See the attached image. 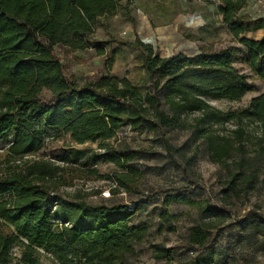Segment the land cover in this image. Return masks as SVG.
Segmentation results:
<instances>
[{
	"label": "trees",
	"instance_id": "16d2710c",
	"mask_svg": "<svg viewBox=\"0 0 264 264\" xmlns=\"http://www.w3.org/2000/svg\"><path fill=\"white\" fill-rule=\"evenodd\" d=\"M123 2L126 10L132 0H0V142H7L0 149V264H36L40 251L58 264H126L135 255L133 244L142 241L144 227L129 219L141 201L92 203L83 190H61L74 179L96 178L107 181L114 195L130 192L144 179L145 171L135 165L141 151L109 143L122 128L155 134L177 167H184L177 160L181 146H173L164 130L188 131L195 147L204 141L208 159L227 170L228 189L236 187L246 165L240 158L233 171L227 161L247 153L245 132L237 128L228 136L215 127L255 122L262 126L258 140H264V92L237 110L210 103L238 101L254 90L253 79L264 83V16L242 13L247 0H218L221 22L235 45L161 57L138 37L124 42L141 56L150 84L145 92L125 76L105 73L79 83L68 73L56 47L68 52L93 47L96 55H105L107 43L92 34ZM257 31V39L244 36ZM66 135L76 144L97 142L98 150L69 146L56 160L27 157ZM195 155L196 149L189 157ZM108 162L115 169L101 174L97 164ZM163 203H183L205 215L213 209L206 197L178 192L165 195ZM208 236L200 225L192 226L187 256L174 262L169 248H151L164 264H213Z\"/></svg>",
	"mask_w": 264,
	"mask_h": 264
},
{
	"label": "rangeland",
	"instance_id": "374dc122",
	"mask_svg": "<svg viewBox=\"0 0 264 264\" xmlns=\"http://www.w3.org/2000/svg\"><path fill=\"white\" fill-rule=\"evenodd\" d=\"M124 2L112 17L99 22L102 27L97 38L106 42L107 57H96L86 52H68L56 47L66 71L78 81L93 79L108 73L117 77H127L141 92L150 84L142 67L139 52L124 42L135 37L143 43L151 44L164 57L177 52L187 55L201 48L218 50L227 45L237 44L226 30L218 14V0H132L124 10ZM251 17L264 16V0H247L241 11ZM247 38L260 37L259 32L245 34ZM241 72L252 78L250 71L235 63ZM255 88L238 101L214 99L210 103L227 111L237 110L249 102L250 98L264 92V83L253 79ZM192 117H188L190 121ZM241 124V125H240ZM241 128L245 132V155L233 154L227 161L233 171L237 170L236 160L243 158L246 165L236 187L228 189L227 170L219 163L208 159L204 141L199 140L197 148L186 130H164V135L173 146H181L177 160L184 167L168 162L163 145L156 135L147 131H131L122 128L109 140L110 144L127 145L141 151L135 165L145 171V177L130 192H119L103 197L102 191L109 190V183L96 178L74 179L70 185L61 187L63 192L73 194L83 190L86 201L98 203L103 200L121 202L127 205L141 201L130 224L144 227L141 242L134 243L135 255L126 258V264H164L165 259L155 258L152 245L169 248L172 262L185 258L190 228L200 225L209 236L207 249L213 250V264H264V140L259 141L262 126L255 122L231 121L215 129L225 135ZM187 142L183 145V142ZM0 142V149L5 145ZM98 150L97 142L76 144L68 135L55 141H47L28 158H48L62 155L69 147ZM196 149V155L189 157ZM188 158V159H187ZM187 159V160H186ZM101 174L115 169L113 163H98ZM182 193L192 199L206 197L213 209L209 214H200L194 207L183 203L164 205L167 194ZM167 214L162 219V214ZM14 255L19 249H11ZM36 264H58L49 254L40 251Z\"/></svg>",
	"mask_w": 264,
	"mask_h": 264
},
{
	"label": "crops",
	"instance_id": "0c3cea01",
	"mask_svg": "<svg viewBox=\"0 0 264 264\" xmlns=\"http://www.w3.org/2000/svg\"><path fill=\"white\" fill-rule=\"evenodd\" d=\"M100 27H102V26L100 25ZM100 27H98L97 29H95V31L92 34V37L95 38V39H97L98 41H103V40H100V39L97 38V32H98V30H99ZM257 32H259L260 35H261V31H257ZM248 34H250V33H248ZM255 39H257V38H255ZM86 51H88V53L91 54L92 56H96V57H99L100 56V57H104V58H106L107 57L106 54L109 53V50H108L107 47H106L105 55H96L95 48H93V47H89V48H87V49H85L83 51H76V52H86ZM76 52H73V53H76Z\"/></svg>",
	"mask_w": 264,
	"mask_h": 264
},
{
	"label": "built area",
	"instance_id": "2783aa9c",
	"mask_svg": "<svg viewBox=\"0 0 264 264\" xmlns=\"http://www.w3.org/2000/svg\"><path fill=\"white\" fill-rule=\"evenodd\" d=\"M101 193H102L103 197H109V191L108 190L102 191Z\"/></svg>",
	"mask_w": 264,
	"mask_h": 264
}]
</instances>
